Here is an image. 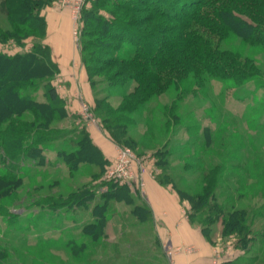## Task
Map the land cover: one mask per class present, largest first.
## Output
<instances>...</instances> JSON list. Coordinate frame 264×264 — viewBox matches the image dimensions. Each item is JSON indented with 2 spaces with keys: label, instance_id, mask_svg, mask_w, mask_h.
<instances>
[{
  "label": "rangeland",
  "instance_id": "1",
  "mask_svg": "<svg viewBox=\"0 0 264 264\" xmlns=\"http://www.w3.org/2000/svg\"><path fill=\"white\" fill-rule=\"evenodd\" d=\"M89 6L90 1L85 0L82 8ZM56 7L63 8L60 3ZM9 26L7 15L0 12V33ZM21 38L22 46L14 38L1 41L0 51L29 50L34 38L20 30L16 39ZM218 46L248 57L260 73L240 86L208 76L199 83L190 74L177 83L156 86L139 105L122 114L119 107L129 100L136 83L132 79L124 82L122 78H113L107 73L110 69L95 61L87 63L90 69L83 65L90 91L88 100L77 96L71 100L75 101L73 107L67 96L60 95L64 91H59L58 100L52 102L44 94L48 83L32 89L30 95L38 102L47 103L55 119L44 132L50 139L41 143L43 163L35 165L29 161L15 192L0 199L3 251L0 264H167L150 217L143 209L145 199L140 193L146 179L155 180L176 194L175 187L191 193L198 189L202 174L218 165L217 202L224 203L226 209L247 211L253 239L242 249L244 263L264 264V47L249 45L232 34L218 42ZM84 104L99 124L108 125L109 132L120 135L123 144L119 145L137 158L139 168L134 173L139 177L140 191L137 181H132L129 174L122 179L105 177L119 158L115 143L109 144L110 149L107 145L106 150L97 145L104 156L99 164L81 161L72 168L60 155V150L69 152L74 148L79 130H85L92 140L90 128L94 123L85 119ZM117 115L121 128L110 123ZM108 131L105 130L106 135ZM94 138L98 144L108 142L96 133ZM104 180L123 187L111 189L115 193L107 201L105 225L93 240L81 228L93 220L91 207L101 202L100 198L96 197L86 208L63 202L68 201L67 195L82 191L91 183L99 195L108 190ZM179 200L186 206L188 215L190 204ZM137 205L142 207L135 208ZM194 219L193 223L201 227ZM218 229H221L219 221L209 227L210 240ZM227 239L236 245V236L221 239L219 243ZM70 244L75 247L72 249ZM80 244L83 247L78 249Z\"/></svg>",
  "mask_w": 264,
  "mask_h": 264
},
{
  "label": "trees",
  "instance_id": "2",
  "mask_svg": "<svg viewBox=\"0 0 264 264\" xmlns=\"http://www.w3.org/2000/svg\"><path fill=\"white\" fill-rule=\"evenodd\" d=\"M51 1L0 0V12L6 14L10 22L9 28L0 33V42L14 38L22 46L23 39H16L20 30L34 38L29 50L0 51V199L15 192L29 161L40 165L45 160L41 143L50 139L44 132L50 129L55 116L47 103L38 102L29 92L40 83H48L44 94L52 102L59 98L51 84L58 67L51 58L49 46L43 42L46 22L41 10ZM88 1L90 6L81 11L78 34L81 62L90 69L87 63L95 61L102 68L110 69L107 73L113 78H122L124 82L132 79L136 83L128 95L129 100L119 107L121 114L139 105L156 86L162 88L177 83L190 74L199 83L208 76L240 86L260 73L248 57L221 48L218 42L232 34L249 45L264 47V0ZM88 48L91 50L87 52ZM116 118L110 123L121 128L119 115ZM100 126L108 131V125L103 127L100 123ZM108 137L117 145L123 144L115 132H109ZM73 142L71 151H59L72 168L81 161L99 164L103 160L101 150L85 130H79ZM219 178L220 165L213 166L202 174L196 191L189 193L178 187L175 190L181 200L190 204L189 219L193 222L195 218L200 223L207 239H210L209 227L219 221L221 239L236 236L234 246L245 249L253 239L247 211L226 209L224 203L217 202ZM104 181L108 190L99 195L91 183L82 191L67 195L68 201L63 202L86 208L96 197L100 198L101 202L91 207L93 220L81 228L83 234L93 240L105 225L107 201L115 193L111 189L123 187L114 181ZM143 203L149 218L150 210ZM77 247L80 249L83 245ZM2 252L0 249V262Z\"/></svg>",
  "mask_w": 264,
  "mask_h": 264
},
{
  "label": "crops",
  "instance_id": "3",
  "mask_svg": "<svg viewBox=\"0 0 264 264\" xmlns=\"http://www.w3.org/2000/svg\"><path fill=\"white\" fill-rule=\"evenodd\" d=\"M57 4L59 5L57 0H52L41 10L46 22L43 42L49 46L51 58L59 69L51 84L57 94L64 91L60 95L67 96L70 107H73L75 101L71 100L80 96L86 101L90 91L79 57L78 40L72 35L73 21L70 11L64 6L57 8ZM93 123L90 128L92 140L101 149L106 150L108 146L110 149L109 144L113 142L98 122ZM94 133L109 143L98 144L95 138L93 139ZM140 196L145 199L143 200L150 210L155 237H158L161 248L166 245L169 251L168 258L162 255L167 264H245L242 249L234 247L228 240L219 243V229L211 237L212 241L204 236L201 228L190 221L186 206L180 203L174 191L147 178Z\"/></svg>",
  "mask_w": 264,
  "mask_h": 264
},
{
  "label": "built area",
  "instance_id": "4",
  "mask_svg": "<svg viewBox=\"0 0 264 264\" xmlns=\"http://www.w3.org/2000/svg\"><path fill=\"white\" fill-rule=\"evenodd\" d=\"M85 0H59V3L67 7L70 11L71 17L73 19V34L75 37H78L81 22H80V10L84 5ZM85 110V119L92 122H97L94 118V115L91 114V111L87 105L84 104ZM90 111V112H89ZM119 158L115 161V166L111 167L108 171L106 178L122 179L124 176L129 174L132 178V181H137L136 187L140 191L139 177L136 175V170L139 168V163L137 158L130 152L127 148L117 145ZM162 251L164 256L168 258L169 251L166 245H162Z\"/></svg>",
  "mask_w": 264,
  "mask_h": 264
}]
</instances>
